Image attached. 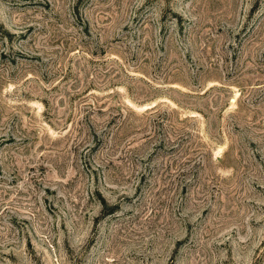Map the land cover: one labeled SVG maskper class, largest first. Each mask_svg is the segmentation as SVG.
I'll use <instances>...</instances> for the list:
<instances>
[{"label":"rangeland","instance_id":"obj_1","mask_svg":"<svg viewBox=\"0 0 264 264\" xmlns=\"http://www.w3.org/2000/svg\"><path fill=\"white\" fill-rule=\"evenodd\" d=\"M0 264H264V0H0Z\"/></svg>","mask_w":264,"mask_h":264}]
</instances>
